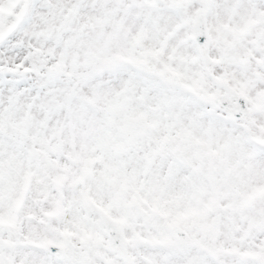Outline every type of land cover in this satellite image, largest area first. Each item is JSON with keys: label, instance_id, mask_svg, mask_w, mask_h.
<instances>
[{"label": "snow or ice", "instance_id": "obj_1", "mask_svg": "<svg viewBox=\"0 0 264 264\" xmlns=\"http://www.w3.org/2000/svg\"><path fill=\"white\" fill-rule=\"evenodd\" d=\"M0 264H264V0H0Z\"/></svg>", "mask_w": 264, "mask_h": 264}]
</instances>
